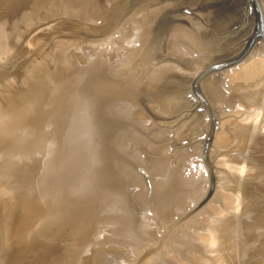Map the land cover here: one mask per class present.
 Returning a JSON list of instances; mask_svg holds the SVG:
<instances>
[{"label":"water","instance_id":"obj_1","mask_svg":"<svg viewBox=\"0 0 264 264\" xmlns=\"http://www.w3.org/2000/svg\"><path fill=\"white\" fill-rule=\"evenodd\" d=\"M0 264H264V0H0Z\"/></svg>","mask_w":264,"mask_h":264}]
</instances>
